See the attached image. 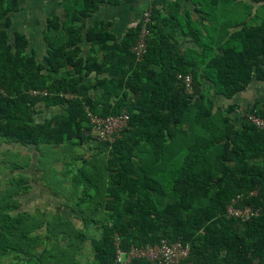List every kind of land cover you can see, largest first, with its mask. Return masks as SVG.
I'll use <instances>...</instances> for the list:
<instances>
[{
	"label": "trees",
	"instance_id": "obj_1",
	"mask_svg": "<svg viewBox=\"0 0 264 264\" xmlns=\"http://www.w3.org/2000/svg\"><path fill=\"white\" fill-rule=\"evenodd\" d=\"M133 1L61 0L65 18H46L39 59L27 36L11 31L21 0H0V141L53 155L60 148L72 161L63 176L82 188L78 203L65 202L48 215L20 211L19 198L31 190L28 175L0 184V264H117L118 249L161 240L189 246L182 264H264V129L247 120L264 118V105L237 126L234 107L216 108L202 81L213 82L214 95L226 99L253 77L264 82V21L236 22L233 28H242L198 69L206 57L201 30L179 7L162 19L147 9L150 20L143 26L139 18L121 38L109 21L87 23L103 4ZM190 1L220 9L218 0ZM162 25L171 31L160 32ZM143 29L138 58L133 48ZM178 31L203 52L180 53ZM186 75L190 91L178 79ZM54 108L61 110L36 120ZM123 110L128 124L114 141L95 140L91 119ZM82 144L90 147L86 157L75 152ZM73 161L80 162L75 171ZM20 166L11 165V172L26 168ZM228 208L251 214L236 217ZM86 248L90 261L81 260Z\"/></svg>",
	"mask_w": 264,
	"mask_h": 264
},
{
	"label": "crops",
	"instance_id": "obj_2",
	"mask_svg": "<svg viewBox=\"0 0 264 264\" xmlns=\"http://www.w3.org/2000/svg\"><path fill=\"white\" fill-rule=\"evenodd\" d=\"M48 1L49 0H21V10L16 14L24 13L25 15L23 6H25L26 4H28V6H30L29 8L32 9L35 8V5L42 6L43 3L46 4ZM60 1L61 0H55L54 2L55 6L58 9L56 10L58 13H55V11L48 12L47 14L43 13L45 14L44 27L46 24V18L53 14H59L61 19L65 18V13L58 5ZM201 1H203V4H208L210 0ZM217 2L220 6V9L218 10L219 12L214 13L212 8H201L198 5V2L193 3L190 0H135L132 3H121L118 6L103 4L100 9L96 13H94V15L90 19H88L87 23L92 24L94 20L109 21L112 25V32L116 35L117 38H121V36L124 34V31L139 20L144 10L153 9L158 16L157 18L162 19L168 17L170 13L175 10V7H179V12L181 14L187 13L188 18L195 22L196 26L201 30L200 37L202 43L204 44L203 50L206 54V57L204 61H202L201 57L199 58V60L201 61V65L198 69H200L205 66L206 62L210 58L213 59L218 57L221 53V48H223L225 45V42L242 28V26L233 28L236 22L239 21V24L246 23L248 26L255 27L262 20L264 21V1L218 0ZM245 4L247 5V7H244ZM34 11L36 12L35 9ZM16 16L18 15H12L13 26H15L14 18ZM13 26L11 31H20L24 33L21 30H14ZM159 29L160 32L163 33H169L171 31V28L168 25H162ZM24 34L29 39L28 35L26 33ZM175 39L177 41V49L180 53H183L189 49L194 50L200 54L203 52L202 48L190 36L181 35L178 31L175 34ZM209 55L210 58L208 57ZM90 77H92V75ZM202 81L204 87H211L210 94L211 97H215L214 103L216 108H221L224 110L228 106L234 107V111L231 114V117L234 118V122L237 126H240V124L246 119L247 114L254 106L258 105L259 107H261V105H264V82L258 81L256 77H253L250 83L243 90L232 96L231 99H226L223 96H215L214 83L210 82V80L205 81L203 79ZM78 149L79 151L85 150L87 153L86 156L91 153L90 147L88 145L82 144ZM33 163L36 165L37 157L33 160ZM36 174L39 173L36 172ZM59 201L61 202V200ZM21 207L23 208L22 204ZM59 207L60 205L58 206V208ZM62 209H65V207H62ZM23 211L32 212L27 204H24Z\"/></svg>",
	"mask_w": 264,
	"mask_h": 264
},
{
	"label": "rangeland",
	"instance_id": "obj_3",
	"mask_svg": "<svg viewBox=\"0 0 264 264\" xmlns=\"http://www.w3.org/2000/svg\"><path fill=\"white\" fill-rule=\"evenodd\" d=\"M54 2L55 0H49L46 4L43 3L42 6L35 5V8L32 9L29 8L30 6H28V4H26L23 6L25 15L24 13L15 14L18 16L14 18L15 26H13V29L21 30L28 35L30 39V47L32 46L33 48H36L39 59H42L44 55L45 46L41 34L45 22V14L43 13L47 14L48 12L54 11L55 13H58L56 11L58 9ZM29 18L31 19V22ZM57 112H60L59 108L48 110L36 117V120L42 121L45 117H49L53 113ZM42 151L44 152V155H41L40 152ZM75 152L84 156L87 155L85 150L79 151L78 148L75 149ZM36 157L37 163L35 165L33 160L36 159ZM69 159L66 160L63 151L60 148L56 149L53 155V153H50L43 148H41L38 152L33 147L26 148L18 144L0 141V184L4 187L6 180L10 176L17 173L28 175L31 186V190L29 191L30 193L19 198L23 208L24 204H27L32 212L38 209L48 215L56 214L58 212L57 209L59 205L67 202L68 206H70V204L73 205L79 202H77V199L80 196L82 188L77 189L73 187L70 183V179L64 177L62 173L67 168L66 164L72 163ZM16 164L19 166L21 165V168H26L11 172V165ZM79 166L80 162L76 163L73 161L72 166L69 168L72 167L73 171H75L79 168ZM36 172L39 174H36ZM56 192L59 194L58 197ZM68 193L69 196H66ZM59 200H61V202ZM23 208L21 207L20 211H23ZM59 212L65 217L72 218V221L76 226L80 225V222L71 216V212L68 207H65V209L61 208ZM91 258V251L89 248H86L81 255V260L90 261Z\"/></svg>",
	"mask_w": 264,
	"mask_h": 264
},
{
	"label": "built area",
	"instance_id": "obj_4",
	"mask_svg": "<svg viewBox=\"0 0 264 264\" xmlns=\"http://www.w3.org/2000/svg\"><path fill=\"white\" fill-rule=\"evenodd\" d=\"M140 20L144 26L150 20V11L144 10ZM146 30L140 33L138 42L133 48V52L138 58H141L145 51L144 36ZM181 79L186 91L191 90V76H178ZM129 116L125 110L119 116L106 118H92V136L100 142L111 143L114 141L115 135L127 127ZM247 120L258 129H264V118L249 114ZM228 214L246 218L251 214L250 209L239 211L234 208H228ZM190 249L188 245L180 242H167L161 240L158 243L146 244L142 247L131 248L124 252L120 249L116 252L117 264H127L132 259H142L152 264H182V261L189 255Z\"/></svg>",
	"mask_w": 264,
	"mask_h": 264
}]
</instances>
